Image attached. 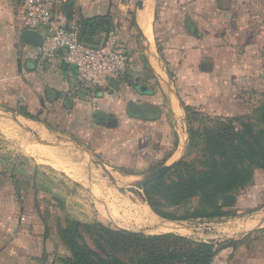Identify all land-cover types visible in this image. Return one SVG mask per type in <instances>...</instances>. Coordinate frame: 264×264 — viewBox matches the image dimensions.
<instances>
[{
  "label": "crops",
  "instance_id": "obj_1",
  "mask_svg": "<svg viewBox=\"0 0 264 264\" xmlns=\"http://www.w3.org/2000/svg\"><path fill=\"white\" fill-rule=\"evenodd\" d=\"M18 3L0 0V110L35 126L28 127L35 138L50 131L76 134L78 140H67L78 149L113 164L141 165L134 172L142 177L187 154L183 104L193 112L241 115L250 106L239 98L247 90L264 92V0H67L58 8L71 26L80 31L83 21L93 20L89 40L100 45L107 21L106 41L129 58L121 82L90 96H67L72 74L59 60L35 58L37 46L22 38ZM129 102L151 116H129ZM40 165L33 157L0 154V264H63L67 251L55 248L57 228L70 219L89 221L78 216V199L59 190Z\"/></svg>",
  "mask_w": 264,
  "mask_h": 264
},
{
  "label": "rangeland",
  "instance_id": "obj_2",
  "mask_svg": "<svg viewBox=\"0 0 264 264\" xmlns=\"http://www.w3.org/2000/svg\"><path fill=\"white\" fill-rule=\"evenodd\" d=\"M239 100L250 106L247 112L241 115L220 116L209 112H195L188 115L187 127L190 140L184 157L185 163L175 172L166 175L167 184L180 183L189 176H199L214 166V160L219 159L214 158L207 151L206 137L208 131L220 122L228 124L230 121L236 131L242 133L243 124L251 125L256 139L264 147V121L260 114V108L264 104V92L260 94L256 92L254 95L252 91L250 93L247 90ZM14 118L17 122L12 119L11 114L0 110V154H10L14 157L18 155L20 160L33 157L35 161L41 163L40 167L51 174L59 190L70 193L75 200L78 199L74 201L79 205V208L76 206L78 216L83 220H89L80 222L98 221L112 230H124L147 236L171 233L193 242L210 243L218 250L211 264H264L263 169H254L252 178L246 186L234 188L217 197L220 203L225 204L223 207L225 216L209 217L206 204L200 206L199 196H194L176 208L175 216L184 217L195 211L201 215L200 218L165 224L162 219L153 215L142 198L141 186L137 185L144 178L142 174H137L133 169L123 172L101 166L100 163H104L105 160L88 155L82 150L83 148L78 149L68 142L72 138L78 140L76 134L64 136L61 132L50 131L42 139L35 138L28 129L29 127L35 130L37 129L35 126L29 125L21 118ZM47 144L50 146H46ZM154 170L156 168L152 170L150 168L148 171ZM161 197L157 195L156 199L165 203ZM112 205L118 206L113 208ZM135 206L147 209L151 220L144 218L138 220L131 211V207ZM168 211L172 212V210ZM170 225L176 226L177 232L165 228ZM232 241H235L234 245L229 244ZM81 242L92 247L91 240L86 234H82ZM54 244L55 248L67 251V247L62 243L55 241ZM177 244L181 246L180 243ZM161 246L166 250L175 247V244L173 245V240H170L165 241ZM117 256L127 261L133 254L120 253Z\"/></svg>",
  "mask_w": 264,
  "mask_h": 264
},
{
  "label": "trees",
  "instance_id": "obj_3",
  "mask_svg": "<svg viewBox=\"0 0 264 264\" xmlns=\"http://www.w3.org/2000/svg\"><path fill=\"white\" fill-rule=\"evenodd\" d=\"M71 5L64 7L67 18H70ZM97 23L93 20L83 21L79 31V39L85 44L90 43L93 28ZM94 46V45H93ZM96 46V45H95ZM187 115L195 112L183 104ZM19 114L30 117L25 112ZM261 118L264 121V104L260 108ZM242 131H236L231 122H220L208 131L206 137L207 151L214 158V166L199 176H189L180 183L167 184L166 175L175 172L185 162L180 159L177 164L157 179L140 187L143 199L149 209L158 217L168 221H186L200 218L195 211L188 216H175L176 208L191 199L199 196V204H206L209 217L225 216L224 202H219L218 196L224 195L234 188L246 186L254 169L264 170V147L256 139L253 128L243 124ZM190 140V137H189ZM105 162L119 170H141V165L126 167L121 162L113 164ZM155 195V196H154ZM161 195L165 203L156 199ZM224 201V199H222ZM168 210H172L169 212ZM197 212V211H196ZM208 216L207 214H205ZM61 243L67 247V254L62 257L63 264H211L218 250L210 243L193 242L188 238L175 234L144 235L124 230H112L101 222L83 223L76 220H66L64 226L57 230ZM82 234L89 236L92 247L81 242ZM173 240V248L162 249L161 244ZM180 243V245L177 244ZM234 245L235 241L229 242ZM236 249V248H233ZM133 256L123 261L117 255L120 253Z\"/></svg>",
  "mask_w": 264,
  "mask_h": 264
},
{
  "label": "built area",
  "instance_id": "obj_4",
  "mask_svg": "<svg viewBox=\"0 0 264 264\" xmlns=\"http://www.w3.org/2000/svg\"><path fill=\"white\" fill-rule=\"evenodd\" d=\"M67 0H19L17 16L25 30H38L42 44L35 58L43 63L59 60L72 76L67 96H90L112 82H121L128 71L129 58L124 49L110 40L100 45L85 44L79 30L71 26L58 6Z\"/></svg>",
  "mask_w": 264,
  "mask_h": 264
},
{
  "label": "water",
  "instance_id": "obj_5",
  "mask_svg": "<svg viewBox=\"0 0 264 264\" xmlns=\"http://www.w3.org/2000/svg\"><path fill=\"white\" fill-rule=\"evenodd\" d=\"M106 28H105V32H106V36H105V39H104V42L106 41L107 39V35H108V31H109V28H108V22L106 21ZM22 38L30 43V44H33L34 46H37V47H40L41 44H42V35L41 33L38 31V30H24L22 32ZM137 90L139 92H143L144 91V88L142 86H139L137 88ZM127 110H128V115L131 116V117H139V118H144V119H147L151 116L150 113H147L146 111V108L139 105V104H135L133 102H129L127 104ZM107 123L109 125H115V121L113 120H108ZM179 160H175L173 163L169 164V165H165V166H162L152 172H150L149 174H147L146 176H144V178L137 183L138 186H143L149 182H152L153 180L157 179L158 177L162 176L164 173H166L168 170H170L172 167H174L177 162Z\"/></svg>",
  "mask_w": 264,
  "mask_h": 264
},
{
  "label": "bare ground",
  "instance_id": "obj_6",
  "mask_svg": "<svg viewBox=\"0 0 264 264\" xmlns=\"http://www.w3.org/2000/svg\"><path fill=\"white\" fill-rule=\"evenodd\" d=\"M143 19L145 20L144 21V32H145V36L146 37H150V33H149V31H148V17H149V15H150V7L149 6H146L145 7V9H144V11H143ZM113 194V193H112ZM118 204V203H117ZM128 205H130V203L128 204ZM113 206V208L114 207H116V206H118V205H116V206H114V205H112ZM123 206H126V205H124L123 204ZM122 206V207H123ZM119 208V207H118ZM124 208V207H123ZM122 208V209H123ZM130 208V207H129ZM117 210V209H116ZM115 210V211H116ZM131 211L132 212H134V215L138 218V220L140 219V221L144 218V219H150L151 217H150V214L148 213V211H147V209H143V208H140V207H131ZM113 214V213H112ZM131 214V213H130ZM132 216H133V214H131ZM128 216V215H127ZM134 216V217H135ZM130 218V217H129ZM151 220V219H150ZM165 228H168L169 229V231H174V232H177L176 230H178L177 229V227L176 226H165ZM168 229H166V230H168Z\"/></svg>",
  "mask_w": 264,
  "mask_h": 264
}]
</instances>
